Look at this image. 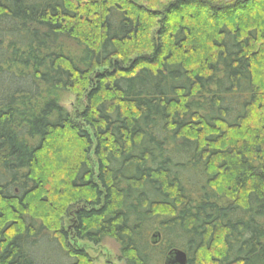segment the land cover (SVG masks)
Wrapping results in <instances>:
<instances>
[{
    "label": "trees",
    "instance_id": "16d2710c",
    "mask_svg": "<svg viewBox=\"0 0 264 264\" xmlns=\"http://www.w3.org/2000/svg\"><path fill=\"white\" fill-rule=\"evenodd\" d=\"M261 72L264 0H0V264H264Z\"/></svg>",
    "mask_w": 264,
    "mask_h": 264
},
{
    "label": "rangeland",
    "instance_id": "374dc122",
    "mask_svg": "<svg viewBox=\"0 0 264 264\" xmlns=\"http://www.w3.org/2000/svg\"><path fill=\"white\" fill-rule=\"evenodd\" d=\"M264 74V72H261ZM61 105L69 112H76L79 110L77 99L75 95L66 94L60 97ZM63 150V149H62ZM44 181L47 187L52 185L53 173L45 167ZM48 189H53L49 187ZM43 195H41L42 197ZM73 217L71 216L70 219ZM65 220V229H69L71 226V220ZM70 243L72 247L78 251H83L90 259V263L85 264H124L119 257L118 247L114 241L107 239L103 244L95 246L88 242L76 241L70 236Z\"/></svg>",
    "mask_w": 264,
    "mask_h": 264
},
{
    "label": "water",
    "instance_id": "95a60500",
    "mask_svg": "<svg viewBox=\"0 0 264 264\" xmlns=\"http://www.w3.org/2000/svg\"><path fill=\"white\" fill-rule=\"evenodd\" d=\"M156 238V235L153 236ZM188 257L184 251L173 249L168 253L165 264H187Z\"/></svg>",
    "mask_w": 264,
    "mask_h": 264
}]
</instances>
